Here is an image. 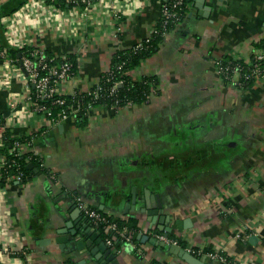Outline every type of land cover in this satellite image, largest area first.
<instances>
[{"label": "crops", "instance_id": "0c3cea01", "mask_svg": "<svg viewBox=\"0 0 264 264\" xmlns=\"http://www.w3.org/2000/svg\"><path fill=\"white\" fill-rule=\"evenodd\" d=\"M8 1L0 0V5ZM29 1L0 15L2 47H39L51 57L70 56L75 73L60 90L72 95L93 86L117 52L151 34L163 0L102 1L86 19L50 14L41 3ZM262 39L264 0H190L172 31L129 72L134 79L153 76L158 94L118 111L94 106L82 125L75 117L53 123L33 111L25 99L29 90L20 67L0 59V122L13 136H31L48 170L47 175L35 167L25 182L0 183V264H77L47 232L58 225L60 214L87 219L77 197L109 217L128 221L121 208L104 204L102 193L116 188L130 195L133 185L138 195L148 188L161 196L150 201L151 207L161 204L165 213L173 209V219L187 221L169 237L195 251L191 253L201 264H264V76L242 88L237 73L227 81L217 69L226 59L249 62ZM147 106L150 111L136 113ZM177 117L185 121L183 134L189 138L182 150L198 156L196 163L209 161L212 148L191 127L195 119L199 124L209 121L206 135L227 144L214 149V160L202 163L203 174L214 171L212 184L203 180L202 190L186 191L175 205L178 199L165 193L164 183L152 187L143 170L136 177V168L145 165L136 164V151L166 164L173 154L170 144L159 149L149 140H170ZM167 122L168 127L160 126ZM137 221L139 231L132 239L138 233L155 237L154 231L164 232L159 223L149 228ZM138 242L123 243L117 251L110 247L117 264H188L166 247Z\"/></svg>", "mask_w": 264, "mask_h": 264}, {"label": "built area", "instance_id": "2783aa9c", "mask_svg": "<svg viewBox=\"0 0 264 264\" xmlns=\"http://www.w3.org/2000/svg\"><path fill=\"white\" fill-rule=\"evenodd\" d=\"M41 3L48 11L52 12H62L69 15L71 18H88L92 9L102 1L108 0H30L29 3L34 2ZM185 3V0H163L160 5V15L156 25L153 27L151 34L144 40L137 42L131 48L135 50L143 49L146 44L155 35H161L165 37L172 28L169 30L171 24L176 25L180 21V11ZM114 17H119V10H113ZM55 57L48 56L44 49L39 47H31L29 51L25 54L20 55L17 59L10 56L9 51L5 47L0 46V59L7 61L8 63H17L21 71L24 74L26 86L28 87V94L26 96V101L31 105L33 111L43 114L51 122L56 123L63 119L74 117L81 108V102L66 104V99L64 98V93L60 90L64 83L72 76V64L66 59V56L59 57V61L54 62ZM231 62L224 65L222 62L218 63V73L224 80L231 81L234 73L239 75V83L241 84L243 79L248 80L251 78H261L264 76V46L260 48V51L253 55V58L247 63L250 69H243L242 66L235 65L231 67ZM120 68V66H119ZM101 78V76H100ZM99 80L94 84V90L91 91V101H88L84 106L87 112L94 107L93 103L100 99V94L103 88L99 84ZM121 80L115 81L111 86L109 94L112 95L118 92ZM74 95V94H72ZM13 104V103H12ZM54 105L61 107L59 112H54L50 106ZM101 105V104H100ZM13 106V105H12ZM113 109L118 111L115 106L110 105ZM6 125L0 122V145L3 142L2 134L6 129ZM18 148V150H17ZM23 149H28L31 151L32 157H39L37 151L32 147V143L15 142L10 152L13 154H18ZM41 160V159H40ZM1 167H5L7 164L6 156L0 155ZM14 163V160H11ZM41 165H43L41 161ZM50 178L54 175L50 174ZM22 172L19 171L13 175H7L5 178L6 182L18 181L22 179ZM77 205L82 211L83 215L89 220V222L97 230H99L105 237L106 243L112 245V238L119 237L123 243L133 244L132 236L128 234V229L126 226L119 225L114 219H109L108 215L103 214L98 209L86 204L82 201L81 197L76 198ZM154 236L165 243H178L177 240L166 236L164 232L154 231ZM189 252H195L191 249H187ZM214 257V255H210ZM217 256V255H216ZM220 260H224V257L218 255Z\"/></svg>", "mask_w": 264, "mask_h": 264}, {"label": "trees", "instance_id": "16d2710c", "mask_svg": "<svg viewBox=\"0 0 264 264\" xmlns=\"http://www.w3.org/2000/svg\"><path fill=\"white\" fill-rule=\"evenodd\" d=\"M26 0H9L5 5H0V15L11 14L12 12L16 11ZM190 0H185V3L180 11V20L184 15L185 8L187 3ZM2 26V25H0ZM174 24L169 26V30L174 28ZM1 28H0V46H3L2 43V35H1ZM163 37L161 35H155L150 40L148 44L143 49L140 50H133L132 48L122 50L117 52L111 59L110 66L106 72L101 75L99 84L103 88L100 94V99L96 100L93 105H104V106H115L116 109H122L124 107L130 105H138L145 103L149 100V96L153 94H158L157 89V81L153 76H144L141 79H134L131 77L129 72L135 68L142 59L146 58L147 56L151 55L154 50L157 48L160 41H162ZM260 48L264 46V39H262L259 43ZM31 47H22L16 49H8L9 54L12 58L17 59V54L20 55L25 54L29 51ZM60 58H54V62L59 61ZM66 59L72 64V74L75 73V63L70 56H66ZM231 62V67L235 65L242 66L243 69H250L248 62H244L242 60L237 59H226L223 60L222 63L226 65L227 63ZM120 66V68H119ZM121 80V84L119 85L118 92L120 95H117V92L110 95L111 86L115 81ZM256 78H251L248 80L242 81L240 86L242 88L251 85ZM95 85L91 86L87 91L84 92H75L74 95H64L66 99V104L70 103H77L81 102L82 108L75 113V119L78 125H82L83 122L86 120L88 112L85 109V105L88 101H91V91L94 90ZM50 108L56 113L59 112L61 107L50 105ZM3 142L0 145V155H5L7 164L5 167L2 168V173L0 177V183L5 184V178L7 175H13L18 173L19 171L22 172V180L20 182H25L29 179L32 170L27 168V164L32 163L34 167H36L39 171L46 173L48 175V170L41 165V160L38 157H32L31 151L28 149L21 150L18 154H13L10 152V149L17 141L19 143L30 142L31 143V136L27 137H16L13 136L8 128L2 134ZM18 150V148H17ZM11 160H14V163H11ZM116 222L119 223L121 226H126L128 229V234L133 236L134 232L139 231L138 221L134 218H130L128 221L121 220L118 217H109V219H114ZM133 242L138 245V241L134 238ZM123 242L120 240L119 237L112 238V245L111 248L114 250H119ZM137 249V248H136ZM134 249L135 253L137 250ZM139 254V253H138ZM140 255V254H139Z\"/></svg>", "mask_w": 264, "mask_h": 264}, {"label": "water", "instance_id": "95a60500", "mask_svg": "<svg viewBox=\"0 0 264 264\" xmlns=\"http://www.w3.org/2000/svg\"><path fill=\"white\" fill-rule=\"evenodd\" d=\"M17 56L19 57L20 53ZM27 168L37 171L32 163L27 164ZM102 196H105V205L114 210L121 208L123 213L128 214L130 218L148 223L149 228L155 226L156 223L161 224V228L158 229L164 231L166 236L172 235L174 229H181V225L187 223V221L175 219V217L173 219V209L171 213H165L166 207L160 204L161 201L159 206L151 207L150 201L154 202L155 198L150 195L147 188L144 189L142 195L137 194L136 185L131 187L130 195L112 188L103 192ZM158 198L162 199L160 195ZM104 204H101V208L104 207ZM69 217L66 214H60L58 225L47 232L54 236L55 242L60 245L61 249H67L69 257L73 258L77 264H88V262L91 264L106 262L117 264L115 254L111 251L110 245L106 243L105 237L92 226L88 219H83L82 216ZM136 239L142 243L148 242L154 246L166 247L169 253L177 254L188 264H201L197 256L176 244H166L147 233H138Z\"/></svg>", "mask_w": 264, "mask_h": 264}, {"label": "flooded vegetation", "instance_id": "af4514ba", "mask_svg": "<svg viewBox=\"0 0 264 264\" xmlns=\"http://www.w3.org/2000/svg\"><path fill=\"white\" fill-rule=\"evenodd\" d=\"M163 123L160 124L162 128H166L169 126L168 122L167 124ZM184 123L185 121H183V119L181 120L179 117L173 119V130H175L177 133L175 132L170 140L163 139L161 137H157L153 141L149 140V143H157L155 146L159 149H163L166 144H170L173 154L170 159L166 160V164L162 165V163L160 162H155L152 159H147V154L143 155L141 151H136V164H145L142 168H136V177L138 171L143 170V174L146 176L148 184L152 187H154V185L152 184H155L158 187L159 183H164L165 193L169 194L171 197H177L178 200L172 203L175 205L181 202V199H183L182 197L185 196L186 191L192 190L193 193L196 194L200 191V189L202 190V187L200 188V186L203 185V180H205V183H208V185L212 184L213 178L215 177L214 171L212 172V170H210L208 171V173L203 174L206 171H204L202 165L205 162L214 160L213 157L216 158L214 153L215 148L220 149V145L223 144L224 147V145L227 144L222 142L219 143L218 140H214L215 136L209 138L206 135V133L211 129V127H209L211 126V123L209 121L199 124L198 119H195V121H192L193 125L191 127H197L199 131L203 133L202 136H200L201 143L203 138L204 143L208 146H211L213 155H211V159L209 161L202 160L201 162L199 160V162L196 163L195 161L198 156L194 159L193 156L189 157L188 154L184 153L182 150V145L189 144V138L185 134H183L185 133V128L183 127ZM137 130L138 129L136 127V131ZM150 160L155 163H151L148 165V161ZM140 174H142V172ZM169 181L170 183H172L169 184ZM150 194L151 196L154 195L155 201H158L159 198L157 193Z\"/></svg>", "mask_w": 264, "mask_h": 264}, {"label": "rangeland", "instance_id": "374dc122", "mask_svg": "<svg viewBox=\"0 0 264 264\" xmlns=\"http://www.w3.org/2000/svg\"><path fill=\"white\" fill-rule=\"evenodd\" d=\"M149 109V107L147 106L146 108H144V107H140V108H137V111H136V113H138V112H146L147 110ZM164 109V108H163ZM149 111H150V109H149ZM115 217V216H114Z\"/></svg>", "mask_w": 264, "mask_h": 264}]
</instances>
